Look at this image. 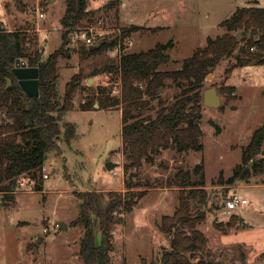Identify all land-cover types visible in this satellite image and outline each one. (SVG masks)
<instances>
[{"label": "rangeland", "instance_id": "obj_1", "mask_svg": "<svg viewBox=\"0 0 264 264\" xmlns=\"http://www.w3.org/2000/svg\"><path fill=\"white\" fill-rule=\"evenodd\" d=\"M253 4L264 6V0H86V8L94 14L80 25H94L102 19L108 28L103 38L119 35L122 26L140 28L121 39L119 52L111 48L83 60L76 52L81 43L68 35L65 47L69 57H59L55 87L61 96L72 75L80 77L74 107L61 120L75 124V135L70 141L59 139L58 149L46 154L45 168L36 170L31 179L20 176L23 184L19 182L9 197L0 191V264H84L79 253L82 227L72 224L79 212L77 192L94 187L107 192L110 185L121 183L123 189L112 191L124 192L130 184V191L142 195L131 211L113 213L118 220L109 238L111 262L140 264L142 257H160L170 245L169 235L159 227L161 217L174 211L180 192L185 194L189 188L175 182L178 170L187 171L189 182L200 184L207 196L205 203H189L190 213H205L196 227L207 237V249L190 256L191 261L202 258L209 264H264V169L255 171L250 166L248 180L225 181L241 162L253 131L264 123V64L253 61L234 66L237 54H242L240 44L231 55L221 58L201 88L202 149L149 150V158H142L137 166L124 168L130 162L122 151L120 105H94L100 84L112 87L115 94L120 92L118 75L100 69L115 64L121 51L148 50L157 42L171 40L166 50L169 59L159 69L180 68L183 59L204 45L208 35L224 32L221 20L236 7ZM65 8L66 0H0V22L9 30L28 29L34 36L28 51L37 50L45 57L61 44L60 18ZM38 11L44 15L39 17ZM210 87L218 90V106L203 103V92ZM181 90L182 86L166 80L158 90L159 98L151 100L140 114L154 116L159 99L170 104ZM84 101L90 102L89 108L80 107ZM3 112L0 107V121ZM263 159L264 140L261 152L250 161L261 164ZM108 160L119 164L108 169ZM45 173L48 177H43ZM38 184L42 189H36ZM233 194L245 197L248 203L227 211L225 202ZM55 223L59 226L53 227ZM96 227V238L101 241Z\"/></svg>", "mask_w": 264, "mask_h": 264}, {"label": "trees", "instance_id": "obj_2", "mask_svg": "<svg viewBox=\"0 0 264 264\" xmlns=\"http://www.w3.org/2000/svg\"><path fill=\"white\" fill-rule=\"evenodd\" d=\"M93 14V10L86 8V0H66L65 11L60 18L61 44L45 57L37 50L28 51L34 38L27 32L28 29L9 30L0 22V107L4 109L0 121V191L5 192L7 197L18 189L20 176L26 175L31 179L36 170L42 168L47 152L58 149L59 139L70 141L75 135V124L71 121L62 123L61 120L74 107L73 98L79 89L80 77L73 74L59 96L55 87L58 60L62 56L69 57V48L65 47L69 30L80 25L83 19L91 20ZM220 26L225 29L224 32L216 36L208 35L205 44L185 57L180 68L159 69L169 59L166 52L172 42L169 40L157 42L148 50L122 52L115 64H107L100 69L115 73L120 79L119 93L115 94L112 87L100 84L95 100L99 108L120 105L122 151L130 162L124 168L137 166L142 158H149V150L156 153L167 147L202 149L199 141L200 93L207 74L212 72L221 58L231 55L239 44L242 54H237L234 66L253 61L264 64V6H238L229 17L220 21ZM139 28V25L122 26L119 35H114V39L112 36L104 37L95 49L79 44L76 48L79 59L113 48L118 41L121 42ZM238 33L242 35L241 39L237 38ZM17 58L38 67V96H27L19 85L12 72ZM7 77L11 78L9 85ZM166 80L182 86L180 94L170 104L159 99L154 116L141 115V110L150 106L151 100L159 98L158 90ZM144 84L145 88H142ZM89 104V101H84L80 107L86 109ZM263 140L264 123L253 131L242 151L241 162L235 165L226 183L239 177L248 180L250 166L255 171L264 169V159L261 164L250 161L261 152ZM174 176L178 186L189 188L185 194L180 192L179 204L174 211L161 217L159 227L169 235V248H164L158 258L147 260L142 257L140 264H209L202 258L197 261L189 258L207 249V237L196 227L204 219L205 213L189 212L190 200L206 202V191L198 187L200 184L189 182L187 171L178 170ZM131 186L128 184L124 192H77L79 212L72 224L82 227L79 253L84 264H114L109 255V238L112 226L118 219L113 213L131 211L142 195L141 192L130 191ZM36 189H42L41 184ZM97 225L102 234L101 241L96 238Z\"/></svg>", "mask_w": 264, "mask_h": 264}, {"label": "water", "instance_id": "obj_3", "mask_svg": "<svg viewBox=\"0 0 264 264\" xmlns=\"http://www.w3.org/2000/svg\"><path fill=\"white\" fill-rule=\"evenodd\" d=\"M237 38L240 39V33L237 34ZM98 48V45H90L89 49ZM12 72L16 76L19 85L27 96L34 97L39 95V69L37 66L28 65L26 60L17 58L15 64L12 67ZM11 83V78L7 77V85ZM221 102L218 90L216 87H210L203 92V103L208 106H218ZM94 105L98 106L95 102ZM119 163L108 160L106 166L111 169L117 166ZM60 225L66 228L67 225L61 221Z\"/></svg>", "mask_w": 264, "mask_h": 264}, {"label": "built area", "instance_id": "obj_4", "mask_svg": "<svg viewBox=\"0 0 264 264\" xmlns=\"http://www.w3.org/2000/svg\"><path fill=\"white\" fill-rule=\"evenodd\" d=\"M44 13L42 11H38V16L42 17ZM107 26L104 25L102 19H98L97 23L94 25H78L75 27H72L69 30V35L72 39L75 41L89 47L90 45H99V43L103 40V36L108 32ZM111 37V36H108ZM112 39H114V36H112ZM130 41V40H129ZM131 42V41H130ZM123 48L121 45V42L118 41L115 46L112 48L115 50V52H119ZM123 51L120 52V54ZM45 168L44 166H42ZM116 172V171H115ZM43 177H48V174H43ZM20 184H23L21 181ZM248 203V200L245 197H239L237 194H233L229 197V199L225 202V209L227 211H233L236 210ZM59 223H55L53 227H58ZM47 228H45L46 230Z\"/></svg>", "mask_w": 264, "mask_h": 264}, {"label": "crops", "instance_id": "obj_5", "mask_svg": "<svg viewBox=\"0 0 264 264\" xmlns=\"http://www.w3.org/2000/svg\"><path fill=\"white\" fill-rule=\"evenodd\" d=\"M111 187L110 188H105L107 190H121L123 189V183L121 184H118V185H110ZM103 187V186H102ZM86 190H97V191H103L104 189L101 188V187H94V188H89V189H86ZM164 215V214H163Z\"/></svg>", "mask_w": 264, "mask_h": 264}]
</instances>
